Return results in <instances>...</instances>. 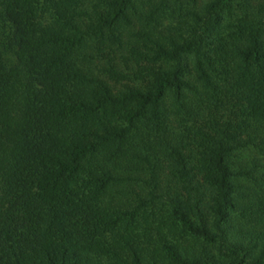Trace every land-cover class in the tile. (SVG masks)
<instances>
[{
    "label": "trees",
    "instance_id": "trees-1",
    "mask_svg": "<svg viewBox=\"0 0 264 264\" xmlns=\"http://www.w3.org/2000/svg\"><path fill=\"white\" fill-rule=\"evenodd\" d=\"M0 264H264V0H0Z\"/></svg>",
    "mask_w": 264,
    "mask_h": 264
}]
</instances>
